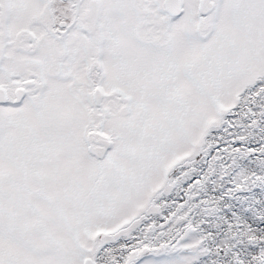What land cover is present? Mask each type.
Here are the masks:
<instances>
[{
	"label": "snow or ice",
	"instance_id": "obj_1",
	"mask_svg": "<svg viewBox=\"0 0 264 264\" xmlns=\"http://www.w3.org/2000/svg\"><path fill=\"white\" fill-rule=\"evenodd\" d=\"M0 264H264V0H0Z\"/></svg>",
	"mask_w": 264,
	"mask_h": 264
}]
</instances>
